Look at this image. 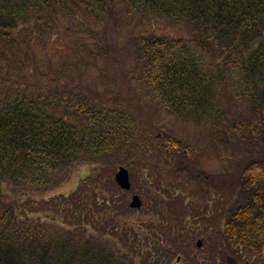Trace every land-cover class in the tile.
Segmentation results:
<instances>
[{"label":"trees","instance_id":"trees-1","mask_svg":"<svg viewBox=\"0 0 264 264\" xmlns=\"http://www.w3.org/2000/svg\"><path fill=\"white\" fill-rule=\"evenodd\" d=\"M126 36L140 100L195 126L210 120L205 141L184 142L158 113L114 98L111 48ZM58 39L71 51L52 50ZM206 153L228 161L222 172L205 170ZM83 162L99 165V181L152 165L191 197L229 198L224 235L264 264V0H0V264H170V246L134 247L77 206L89 181L62 197L68 223L19 214L20 197L59 188ZM115 185L105 205L119 208Z\"/></svg>","mask_w":264,"mask_h":264},{"label":"rangeland","instance_id":"rangeland-1","mask_svg":"<svg viewBox=\"0 0 264 264\" xmlns=\"http://www.w3.org/2000/svg\"><path fill=\"white\" fill-rule=\"evenodd\" d=\"M151 28H158L159 33L164 32L175 37L180 35L176 29L168 28L165 23L164 25L155 23L154 26L152 24ZM185 36L188 37L186 34ZM111 38L114 40V37ZM122 38L121 42V38L117 37L115 41L118 43L111 48L112 55H117L118 64H121L120 72L115 73L114 98L117 95L123 102H133L141 116L154 119V115L158 113L154 110L156 107L154 102L148 98L140 100L136 80L131 73L127 75L125 71L131 69L133 63L130 48L125 45L127 36ZM71 46V42L58 39L51 45V49L59 48L70 52ZM103 63L100 59V66ZM89 73L92 78L98 76L99 68L90 66ZM100 89L102 91L103 87ZM159 112V126L162 124V127H168V125L170 128L174 127L173 133L184 142L197 145L196 141L203 140L201 139L203 137L198 138L197 135H204L205 141L208 135L207 126L211 124L210 120L203 119V122L195 126L194 122H186L162 110ZM207 157H211V154L206 153L202 159H205L203 160L204 168L210 174L222 172L223 165L228 164V161L218 156ZM122 165L131 170L132 181L131 190L118 195L120 201L124 200L122 207L105 205L106 199L108 201L117 200L115 196L112 197V190L117 188L115 173L118 167L113 172L106 173V178L99 181L97 179L99 173L97 166L99 165L83 162L74 168L70 178L59 188L45 193L30 192L20 197L19 214L41 222L68 223L72 214L65 215L64 201L61 202V199L63 196H70L74 193L82 182L89 181L92 183L90 187L87 186L85 190H81L74 200L83 212L88 211L94 221L97 219L96 223L102 222L101 227L106 229L109 235L117 236V232L120 235L126 232L128 238L134 243L133 246H138V248L153 246L152 243H165L170 246V253L175 254L170 264H255L251 262L252 257L244 253L242 247L224 235L222 212L229 206L231 202L229 198L224 200L218 194H215L214 199L210 201L200 197H191L188 195V185L183 186L173 181L164 174V171H158L152 168V165L148 167V170L144 169V164ZM92 177L95 179L92 180ZM111 177L113 180L109 179ZM135 194L139 195L143 201L140 209H132L129 206ZM98 198L102 201L100 205L97 204ZM87 224L92 229L95 228L93 222ZM199 239L202 240L201 247L197 245ZM136 252L139 253L138 250ZM179 253L180 257L182 255L186 260H178L179 257L176 256ZM258 259L261 260L260 257ZM262 261L264 263V260ZM256 264H261V261Z\"/></svg>","mask_w":264,"mask_h":264},{"label":"water","instance_id":"water-1","mask_svg":"<svg viewBox=\"0 0 264 264\" xmlns=\"http://www.w3.org/2000/svg\"><path fill=\"white\" fill-rule=\"evenodd\" d=\"M116 181L121 186V188L129 190L131 188V180H130V172L129 169L121 166L119 167L118 171L116 172ZM130 206L132 208H140L142 206V200L140 196L134 195L131 201ZM198 246H202V241H198Z\"/></svg>","mask_w":264,"mask_h":264},{"label":"bare ground","instance_id":"bare-ground-1","mask_svg":"<svg viewBox=\"0 0 264 264\" xmlns=\"http://www.w3.org/2000/svg\"><path fill=\"white\" fill-rule=\"evenodd\" d=\"M118 168L120 167V165L119 166H117ZM129 169V168H128ZM129 172H130V180H131V170L129 169Z\"/></svg>","mask_w":264,"mask_h":264},{"label":"flooded vegetation","instance_id":"flooded-vegetation-1","mask_svg":"<svg viewBox=\"0 0 264 264\" xmlns=\"http://www.w3.org/2000/svg\"><path fill=\"white\" fill-rule=\"evenodd\" d=\"M210 201V200H209Z\"/></svg>","mask_w":264,"mask_h":264}]
</instances>
